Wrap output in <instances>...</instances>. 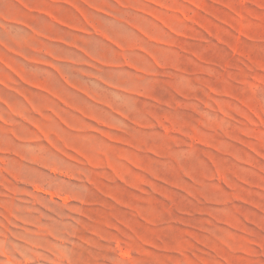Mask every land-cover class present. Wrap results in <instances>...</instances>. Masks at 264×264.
I'll use <instances>...</instances> for the list:
<instances>
[{"label":"rangeland","instance_id":"obj_1","mask_svg":"<svg viewBox=\"0 0 264 264\" xmlns=\"http://www.w3.org/2000/svg\"><path fill=\"white\" fill-rule=\"evenodd\" d=\"M0 264H264V0H0Z\"/></svg>","mask_w":264,"mask_h":264}]
</instances>
